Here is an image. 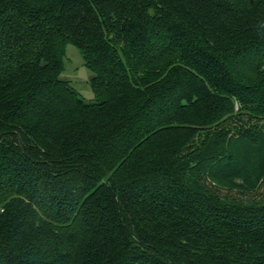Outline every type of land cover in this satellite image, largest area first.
<instances>
[{
    "label": "trees",
    "instance_id": "1",
    "mask_svg": "<svg viewBox=\"0 0 264 264\" xmlns=\"http://www.w3.org/2000/svg\"><path fill=\"white\" fill-rule=\"evenodd\" d=\"M263 187L264 0H0V264H264Z\"/></svg>",
    "mask_w": 264,
    "mask_h": 264
},
{
    "label": "rangeland",
    "instance_id": "2",
    "mask_svg": "<svg viewBox=\"0 0 264 264\" xmlns=\"http://www.w3.org/2000/svg\"><path fill=\"white\" fill-rule=\"evenodd\" d=\"M93 76V72L85 65L79 48L72 43L69 44L65 58V69L61 77L62 79L70 81L71 85L86 102H93L94 100V93L91 87V79ZM262 190L261 193H264V187ZM221 193L224 195L227 191L223 190ZM252 195L249 194L246 196L249 197Z\"/></svg>",
    "mask_w": 264,
    "mask_h": 264
}]
</instances>
